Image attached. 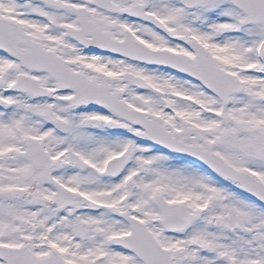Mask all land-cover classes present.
Wrapping results in <instances>:
<instances>
[{
	"label": "snow or ice",
	"instance_id": "obj_1",
	"mask_svg": "<svg viewBox=\"0 0 264 264\" xmlns=\"http://www.w3.org/2000/svg\"><path fill=\"white\" fill-rule=\"evenodd\" d=\"M0 264H264V0H0Z\"/></svg>",
	"mask_w": 264,
	"mask_h": 264
}]
</instances>
